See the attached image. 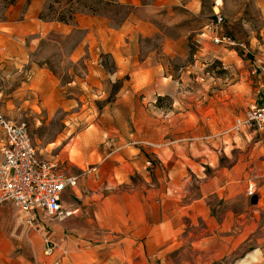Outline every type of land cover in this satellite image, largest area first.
Here are the masks:
<instances>
[{"label": "rangeland", "instance_id": "rangeland-1", "mask_svg": "<svg viewBox=\"0 0 264 264\" xmlns=\"http://www.w3.org/2000/svg\"><path fill=\"white\" fill-rule=\"evenodd\" d=\"M113 1L46 0L36 14L52 22L73 12L67 24L94 15L111 32L122 30L115 41L96 38L89 65L71 53L83 30L48 26L27 37L25 71L8 83L0 77L4 114L27 124L44 158L80 176L84 194L65 200L87 213L60 222L50 237L54 251H82V238L108 235L92 210L121 188L117 198L144 207L165 238L151 264H264L263 214L253 220L263 194L264 141L231 131L264 99V71L253 73L264 60V0H222L219 9L217 0H195L194 8L185 7L188 0ZM217 33L246 48L215 44ZM38 66L53 74L42 90L31 86ZM2 141L0 130V162ZM6 204L0 264H43L46 237L28 233L17 208Z\"/></svg>", "mask_w": 264, "mask_h": 264}, {"label": "crops", "instance_id": "crops-1", "mask_svg": "<svg viewBox=\"0 0 264 264\" xmlns=\"http://www.w3.org/2000/svg\"><path fill=\"white\" fill-rule=\"evenodd\" d=\"M45 1L46 0H31L30 3H26L27 0H16L14 4H10V0H0V77L3 78L6 83L10 82V75L15 78L25 71L26 55L30 43L27 37H30L40 28L45 29L48 26L56 27L60 32L67 33L83 30V40L79 41L73 47L71 53L74 60H82L87 65L94 60L93 54L96 50V38L100 41L112 38L115 41L116 38H120L122 34V30L111 32L104 20L98 19V21H94V18H98L94 15H84L82 18L75 19L74 22L70 24L61 21H43L36 17V14L42 10ZM194 1L195 0H188L185 7L194 8ZM25 4L27 6L26 12L23 13ZM21 15H23V17ZM121 48L122 44L119 41L118 50ZM32 73L31 86L35 88L42 90L45 81H48V84L49 82L53 83V74L50 73L45 66L32 68ZM9 93L10 92H7V96ZM243 133L245 136H248L246 134L255 135L257 138H260L261 141H264V136L255 131L247 130L243 131ZM125 165L126 164H123V167H125ZM123 191L124 190L121 188H118L110 192L104 197L102 206L97 207L98 209L93 208L92 210L95 217H97L96 223L98 226L107 229L108 235L92 240H89L88 237L82 238L79 243L82 245V251L85 252L76 251L68 253V251H54L52 255L46 256L42 263L151 264L152 256L157 254L159 245L165 242V238L159 235L156 230L158 227L156 222L145 219L144 207H126L127 200L117 198L120 192ZM262 192V196L258 199V204L260 205L258 206L257 204L254 208L256 214L253 216L254 221L260 220V216L257 214H263L264 217V186ZM66 194L71 199H79V196L84 194L80 180L77 187L67 188L65 190L63 196L64 205L76 209V213L72 215L73 217L79 216L82 212L84 214L87 213V208L83 207L84 211H82V207H79V204L76 205L73 204V202L72 204L68 203V201L65 200ZM6 203L9 202L0 204V214L4 215L5 220L8 222L10 221L8 214L10 206ZM72 221H67L64 225L74 226L75 223ZM76 221L79 220L77 219ZM81 221L83 222V220ZM60 222L61 221H46L41 227H38V229L36 227L31 228L25 226L19 222L18 224L26 229L28 233L35 231L45 237H52ZM262 223L264 226V219ZM83 229L84 227L79 229V231L84 232ZM115 232L119 234H115ZM221 238L220 242L223 243L224 239L223 237ZM248 239V242H250L251 238ZM225 240H228V238ZM234 240L237 241V239ZM258 241H262L261 243L264 244V238ZM232 242L233 239H230V243Z\"/></svg>", "mask_w": 264, "mask_h": 264}, {"label": "built area", "instance_id": "built-area-1", "mask_svg": "<svg viewBox=\"0 0 264 264\" xmlns=\"http://www.w3.org/2000/svg\"><path fill=\"white\" fill-rule=\"evenodd\" d=\"M215 44L226 48H246V43L227 34L213 36ZM255 74L264 71V60L255 61ZM0 130L3 133L2 160L0 162V204L12 203L20 213L25 226L41 227L46 221L58 222L72 216L76 209L64 205V192L79 184V175L71 174L58 161L44 158L30 135L25 122L10 120L0 107ZM255 131L264 136V99L252 103L245 113L236 118L231 131ZM96 166L86 175L96 170ZM249 191L253 192L252 187ZM44 253L54 252L53 241L46 237Z\"/></svg>", "mask_w": 264, "mask_h": 264}, {"label": "trees", "instance_id": "trees-1", "mask_svg": "<svg viewBox=\"0 0 264 264\" xmlns=\"http://www.w3.org/2000/svg\"><path fill=\"white\" fill-rule=\"evenodd\" d=\"M107 1V3L108 4H113V0H106ZM54 2H57V1H54ZM53 7V5L52 4H50V8H52ZM73 10V9H72ZM71 16H69V17H66V16H60L59 18H58V21H61V22H65V23H67L68 21H70V20H72V19H74V14H73V12H71Z\"/></svg>", "mask_w": 264, "mask_h": 264}, {"label": "bare ground", "instance_id": "bare-ground-1", "mask_svg": "<svg viewBox=\"0 0 264 264\" xmlns=\"http://www.w3.org/2000/svg\"><path fill=\"white\" fill-rule=\"evenodd\" d=\"M221 4H222V0H217L218 6H216L215 9H219V5H221ZM239 264H242V262H239Z\"/></svg>", "mask_w": 264, "mask_h": 264}]
</instances>
